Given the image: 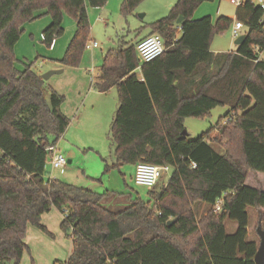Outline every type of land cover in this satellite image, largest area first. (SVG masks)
<instances>
[{"label":"trees","instance_id":"1","mask_svg":"<svg viewBox=\"0 0 264 264\" xmlns=\"http://www.w3.org/2000/svg\"><path fill=\"white\" fill-rule=\"evenodd\" d=\"M108 1L0 0V264H21L29 226L48 233L42 220L54 208L68 212L61 223L72 241L67 264H255L259 247L249 240L248 208L263 222L264 191L246 181L250 173L264 174V61L256 52L264 51V27L262 10L249 1L236 11L245 30L236 51L211 50L215 35L230 31L234 20L193 19L202 4L216 0H178L166 17L146 26L149 35L104 56L97 89L107 94L115 88L119 101L110 130L114 168L168 166L165 187L113 212L103 205L110 192L45 176L70 119L61 110L65 97L33 64L17 68L16 46L24 26L46 16L52 23L42 42L52 48L68 15L76 33L59 63L79 68L91 39L88 8ZM145 1L124 0L121 15H134ZM155 34L166 51L141 64L137 45ZM226 107L230 112L209 132L196 140L183 135L186 119H206ZM214 131L222 153L209 139ZM229 223L237 225L234 234Z\"/></svg>","mask_w":264,"mask_h":264},{"label":"rangeland","instance_id":"2","mask_svg":"<svg viewBox=\"0 0 264 264\" xmlns=\"http://www.w3.org/2000/svg\"><path fill=\"white\" fill-rule=\"evenodd\" d=\"M241 1L245 3L248 0ZM162 6L161 0H158L154 4L151 0H148L139 6L133 16L131 15L125 18L122 15H115V20L111 22L108 30L104 28V23L96 24L97 29H92L90 42L94 39L98 43L96 49V52L99 54L98 66L103 64L104 57L102 55L104 56L108 50L117 48L122 42L131 43L149 34L150 29L146 28V26L152 22L159 21L160 18H164L170 12L166 11L165 5ZM236 11L237 6L231 4L230 0H216L202 4L194 13L193 19L201 20L205 17H211L216 22L219 17L226 16L234 18L235 21ZM162 12V17H159V14ZM46 18L50 20L49 17L45 16L36 21L37 24L33 26V30L31 31V34L34 33L33 37H30L31 34L27 32L17 44L16 57L18 60L17 68L19 70H24L27 66L33 64V70L41 76L51 71L50 68L54 64L44 59L47 56L45 54H48L49 48L42 42V32L52 23L45 26ZM70 25L71 29L69 28ZM72 25L75 26V21L66 15L64 17V27L67 30L59 39L61 40L58 44L61 47L60 52H62L63 46L67 50L75 36L76 29L73 32ZM26 26L27 24L24 28ZM179 35L177 36L179 37ZM235 41L231 32L228 30L227 32L215 35L212 44L213 48L221 46L226 51H233L236 49ZM58 52L59 50L56 52L57 55L54 52L49 53L50 58H53L52 56H58ZM90 53L91 51L86 50L84 58L90 57ZM39 54L43 58H40ZM261 59L264 61V51L261 54ZM63 75H54L48 82L50 83L61 79ZM66 90H69V101L76 100L77 103L82 101L78 92L72 93L73 91L70 86L66 87ZM91 97L97 101L95 109L90 111L89 116H85V120L80 127H71L57 143V149L68 162L72 161V163L64 168L53 171L48 162L45 176L49 178V175H52V178L66 184L89 189L99 194L110 192V196L103 205L108 210L120 212L138 198L148 201L150 199L149 191L151 189L135 184L133 179L135 176L134 167L132 165L114 168V165H117V161L114 157V144L110 139V130L119 106L117 90L115 88L112 89L106 96L93 95ZM89 102L91 101L87 100L86 104H89ZM80 105H82V102ZM228 112H230L229 107L217 108L209 118L186 119L185 129L188 133V139L196 140L204 133L209 132L217 124L218 120L226 116ZM216 135H218L217 131L212 132L209 135V139H211V142L215 146L214 148L222 153L221 147L213 142V138ZM106 167H109V169H106ZM171 173H163L159 184L155 187L158 192L168 182ZM259 175L264 177V174ZM248 214L250 219L249 240L255 241L259 247L260 238L257 229L261 225L264 230V220L263 222L260 221V214L254 208H248ZM202 215L201 210L198 212V217L201 218ZM43 219L44 222H42V225L49 228L48 233L39 228L29 226L27 237L28 250L25 252L21 264H67L72 248V241L61 229L63 215L54 208L50 213L45 214ZM236 228V224L229 223L227 226L228 233L234 234Z\"/></svg>","mask_w":264,"mask_h":264},{"label":"crops","instance_id":"3","mask_svg":"<svg viewBox=\"0 0 264 264\" xmlns=\"http://www.w3.org/2000/svg\"><path fill=\"white\" fill-rule=\"evenodd\" d=\"M123 1L124 0H109L107 5L104 8H100V9L88 8V14H89L90 22L92 25V29L94 28V30H96L97 29L96 24H98V23L103 24L104 23V25H105L104 28H106L108 30L110 28L111 22L113 20H115L114 19L115 15H121V5H122ZM147 1L148 0H146L145 2H147ZM145 2H143L142 4H144ZM151 2H153V4H154L155 2H158V0L157 1L151 0ZM161 2H162L163 6L165 5L166 11H170V8H172L176 4V0H161ZM162 15H163V12L159 14V17H162ZM223 17H226V16H223ZM227 18L234 20V18H230V17H227ZM160 19H162V18H160ZM50 20H51V18H50ZM50 20L48 18L45 19V26H48L51 23ZM106 22H107V24H106ZM152 23H155V22H152ZM35 24H37V23L34 22L32 24H27V26L24 28L25 34H27V32L31 34L32 33L31 31L33 30V26H35ZM148 25H150V24H148ZM75 26H76V24H75ZM75 26L72 27L73 32L76 29ZM63 27H64V24H63ZM69 28L71 29V25L69 26ZM64 29H65V27H64ZM66 30H67V28L65 29V31ZM230 32H231V30H230ZM244 32H245V30H243L242 35L244 34ZM147 35H149V34H146V35L142 36L141 38H143ZM33 36H34V33L31 34L30 37H33ZM91 41L96 42V40H94V39H92ZM59 42H61V40H59V39L54 42L52 48H50L49 51L47 52L48 54H45L47 56L46 57L44 56L45 57L44 59L46 61H50L54 64L50 68L51 71L62 70L63 71L62 74H64V75L61 79H57V80L49 83L48 81L53 77L52 76L46 82H47L48 86L50 88H52L55 92H57L59 95H62L65 97V102L62 105L61 110H62V113L68 119H70V125L67 129V130H69L73 126L76 128L80 127L83 124V121L85 120V116H89L90 111H92V109H95L97 101H95V99L91 96H93V95L94 96H106V94L99 92V90L97 89V85L100 83V79H101V68H102L103 64L101 66H98L99 54L96 52L97 48H94L93 50H91L90 57L83 58L82 64L79 68L62 67L60 65L59 61L62 59V57L66 51V48H65V46H63L62 52H60L61 47H59V45H58ZM64 45H66V44H64ZM217 47L218 48H213V44H212L211 50L214 54L232 52V51L224 50V48H222L221 46H217ZM58 48H60V49H58ZM57 50H59L58 56H52L53 58H50L49 53H52V52L56 53ZM236 50H237V46H236V49L233 51H236ZM56 55H57V53H56ZM104 56L102 55V57H104ZM39 57L43 58V56H41L40 54H39ZM136 73L142 79L141 70L138 69L136 71ZM68 86H70L71 90L73 91L72 93L78 92V95H79V97H81V100H82L81 101L82 105H80L81 102L77 103L76 100L69 101V98H68V95H69L68 91L69 90H66V87H68ZM87 100H89L91 102H89V104H86ZM118 103H119V101H118ZM80 114H81V116H80ZM67 130H66V132H67ZM217 136L218 135H216L213 139H215ZM221 151H222V148H221ZM69 156H71V154H69ZM71 163H72V161H69V164H71ZM114 166H116V165H114ZM133 167H134L133 170H134V175H135L136 166H133ZM117 168H119V167H117ZM250 182H252V183L250 184ZM167 183L164 186H162V188L165 187L167 185ZM246 185L249 187L264 191V177H261V175H259V174L250 173L248 176V179L246 181ZM202 214H205V207H203ZM42 222H44V219L42 220ZM43 226H45V225H43ZM45 227L47 229H49L47 226H45Z\"/></svg>","mask_w":264,"mask_h":264},{"label":"built area","instance_id":"4","mask_svg":"<svg viewBox=\"0 0 264 264\" xmlns=\"http://www.w3.org/2000/svg\"><path fill=\"white\" fill-rule=\"evenodd\" d=\"M251 4L255 5L257 8H260L263 12V17L261 20V23L264 27V0H248ZM231 4L237 6V8L244 5V2L241 0H230ZM181 30V29H180ZM244 30V24L240 21L234 22V25L231 29V34L235 40H237ZM98 47L97 42H89L86 46V50L91 51L94 48ZM166 51V47L164 45V41L161 38V36L155 34L148 36L147 38L141 40L137 45V53L140 59L141 64L151 62L159 57H161ZM257 54H260L261 51L260 48H256ZM49 163L51 165L52 170L64 168L68 166L69 162L66 160V158L63 156V154L60 153V151L57 149V147L54 149L53 157L49 160ZM163 173H171V170L168 166L161 167L156 166L148 163H139L136 165L135 170V176H134V182L137 186L146 187L148 189H154L158 184L159 181L163 175ZM49 179L52 178V175H49ZM171 178V175H170ZM224 205L223 199H220L216 206L215 211L219 212L221 211L222 207ZM63 218L67 217L68 212L65 210Z\"/></svg>","mask_w":264,"mask_h":264},{"label":"water","instance_id":"5","mask_svg":"<svg viewBox=\"0 0 264 264\" xmlns=\"http://www.w3.org/2000/svg\"><path fill=\"white\" fill-rule=\"evenodd\" d=\"M184 19L181 17L178 21H177V24H180ZM245 39V35H241L236 41H235V45L238 47L240 46L243 41ZM62 70H55V71H50L48 72L46 75H43L42 78L45 80V81H48L52 76L54 75H60L62 74ZM183 135L185 137L188 136V133L187 131H184L183 132ZM173 224L170 223V225ZM257 233H258V236L260 238V246H259V249L255 255V258H254V262L255 264H264V230L262 229V226L260 225L257 229Z\"/></svg>","mask_w":264,"mask_h":264}]
</instances>
